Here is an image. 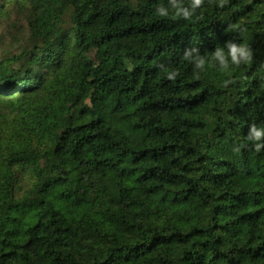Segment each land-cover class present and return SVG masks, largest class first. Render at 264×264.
<instances>
[{
    "label": "trees",
    "instance_id": "1",
    "mask_svg": "<svg viewBox=\"0 0 264 264\" xmlns=\"http://www.w3.org/2000/svg\"><path fill=\"white\" fill-rule=\"evenodd\" d=\"M172 3L0 0V264H264V0Z\"/></svg>",
    "mask_w": 264,
    "mask_h": 264
},
{
    "label": "clouds",
    "instance_id": "2",
    "mask_svg": "<svg viewBox=\"0 0 264 264\" xmlns=\"http://www.w3.org/2000/svg\"><path fill=\"white\" fill-rule=\"evenodd\" d=\"M200 3L201 0H192L190 7H184L177 0H173L172 8L175 16L187 20L194 16ZM156 13L161 17H167L169 15V8L160 6L156 9ZM252 55V49L247 44L238 43L234 40H226L222 45H215L210 52L205 51L202 53L198 46L187 47L183 49L181 58L200 71L208 69L221 71L228 69L229 66L238 67L248 63L252 59ZM161 67L165 66L161 65ZM178 75L179 73L174 67L168 68V80L174 81ZM244 139L253 146L256 152H260L264 149V125H250Z\"/></svg>",
    "mask_w": 264,
    "mask_h": 264
},
{
    "label": "rangeland",
    "instance_id": "3",
    "mask_svg": "<svg viewBox=\"0 0 264 264\" xmlns=\"http://www.w3.org/2000/svg\"><path fill=\"white\" fill-rule=\"evenodd\" d=\"M23 27V25H22ZM4 29L0 28V60L7 57L10 53H14L15 50L12 48V36H7L6 32L3 31ZM17 40L21 39L22 37L18 38V36L15 37ZM17 46L16 44L13 45V47Z\"/></svg>",
    "mask_w": 264,
    "mask_h": 264
}]
</instances>
